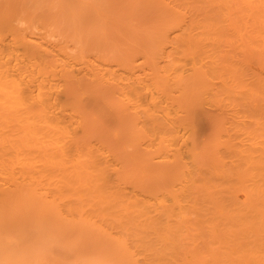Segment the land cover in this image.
<instances>
[{
    "label": "bare ground",
    "instance_id": "obj_1",
    "mask_svg": "<svg viewBox=\"0 0 264 264\" xmlns=\"http://www.w3.org/2000/svg\"><path fill=\"white\" fill-rule=\"evenodd\" d=\"M215 1L0 0V246L32 242L27 264H264V0ZM217 12L242 57L197 34Z\"/></svg>",
    "mask_w": 264,
    "mask_h": 264
},
{
    "label": "rangeland",
    "instance_id": "obj_2",
    "mask_svg": "<svg viewBox=\"0 0 264 264\" xmlns=\"http://www.w3.org/2000/svg\"><path fill=\"white\" fill-rule=\"evenodd\" d=\"M213 1V0H212ZM218 1V0H217ZM217 1H215L216 3H214L215 5H219V4H221V9H220V6H219V8H217V11H220L221 13L222 12H224L225 14L228 12V9L226 10V8L224 9L223 8V4L222 3H217ZM221 1V0H220ZM209 3H210V1H208ZM207 2V3H208ZM223 3L224 4H226L225 3V1H223ZM197 4V3H196ZM195 4V5H196ZM204 4V3H203ZM205 4H206V2H205ZM214 4H212V6H211V4H210V6L208 7V8H210L211 7V10H210V12H209V14H213V13H215V12H213V11H215V10H213L212 9V7L214 6ZM198 5V4H197ZM223 5V6H222ZM226 6V5H225ZM192 7V6H191ZM194 7H196V6H194ZM199 7V6H198ZM197 7V8H198ZM214 7H216V6H214ZM213 7V8H214ZM197 8H195V9H193L192 8V11H190V13H192L193 15H192V17L194 16V15H196L195 13H197V14H200V15H203V13L205 12V10L207 11V10H209V9H206L205 8V6H204V8H205V10H204V12H203V8L201 9V13H199V8L197 9ZM220 9V10H219ZM188 10L189 9H187V13H188V15H189V17H190V14H189V12H188ZM196 10H197V12H196ZM195 11V12H194ZM221 13H218L217 12V14H216V21L214 22V23H216V25H215V27L214 28H211V29H209V28H206V27H202V28H200V27H198L197 29H196V32H197V34H199L202 30H204V29H206V30H209V31H211L212 33H214V34H208V36H210L214 41H215V44L217 43L219 46H220V48L223 50V51H226V53H227V55H233V56H235V57H242V56H238L237 55V53L236 52H240L239 51V49H241L242 48V46H243V38H242V36L240 35V33L239 32H237L233 27H232V25H231V23H230V21L229 20H227L226 19V17H224V13L223 14H221ZM192 17H190V18H192ZM189 18V19H190ZM196 18H198V16H196ZM199 18H201V16L199 17ZM198 18V19H199ZM197 19V20H198ZM195 22H196V20L195 19H193ZM130 24H131V26H132V28L133 29H136V30H143V29H145V27H149V26H151V24H153V23H146V24H143L142 25V23H141V21L139 20V19H137V18H135V19H132L131 21H130ZM154 26H157V25H159V23L157 22V23H154L153 24ZM138 36H148V35H141V34H138ZM174 36H175V34L173 33V35L171 36V38L173 37L174 38ZM249 58V62H250V65H251V67L252 68H259V66H258V64L255 62V60L253 59V58H251V57H248ZM214 112L216 111V110H213ZM203 120L204 121H202V130L200 131V135L202 134V136H207V135H209L210 133V131H211V126H209V124H208V118H203ZM207 128H209V129H207ZM207 132V133H206ZM203 133H204V135H203ZM139 149H140V152H139V155L140 156H142V154H143V152H144V150L141 148V147H139ZM143 151V152H142ZM144 158V157H143ZM146 159V161L148 160V158L146 157L145 158ZM145 159L143 160L142 159V163H146V161H145ZM239 257L242 259V261L244 262V263H246V264H261V263H259L258 261H254V262H250V256L247 254V256H244L243 255V253H241L240 255H239ZM239 262H234V263H231V264H238Z\"/></svg>",
    "mask_w": 264,
    "mask_h": 264
},
{
    "label": "clouds",
    "instance_id": "obj_3",
    "mask_svg": "<svg viewBox=\"0 0 264 264\" xmlns=\"http://www.w3.org/2000/svg\"><path fill=\"white\" fill-rule=\"evenodd\" d=\"M0 246V264H27V260L36 251L32 242L6 240Z\"/></svg>",
    "mask_w": 264,
    "mask_h": 264
}]
</instances>
